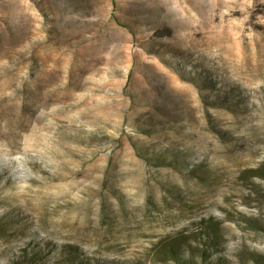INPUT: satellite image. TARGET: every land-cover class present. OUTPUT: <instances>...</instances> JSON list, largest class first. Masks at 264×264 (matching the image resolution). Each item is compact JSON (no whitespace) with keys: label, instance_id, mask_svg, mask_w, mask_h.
Masks as SVG:
<instances>
[{"label":"rangeland","instance_id":"rangeland-1","mask_svg":"<svg viewBox=\"0 0 264 264\" xmlns=\"http://www.w3.org/2000/svg\"><path fill=\"white\" fill-rule=\"evenodd\" d=\"M69 259L264 264V0H0V264Z\"/></svg>","mask_w":264,"mask_h":264},{"label":"trees","instance_id":"trees-1","mask_svg":"<svg viewBox=\"0 0 264 264\" xmlns=\"http://www.w3.org/2000/svg\"><path fill=\"white\" fill-rule=\"evenodd\" d=\"M174 243L172 244H169V245H166L165 246V249L162 250V252H164L165 254H171L173 257L177 258L178 256V252H179V246L178 245H173ZM72 259V257H70ZM69 259L67 260V264H74L72 262V260Z\"/></svg>","mask_w":264,"mask_h":264}]
</instances>
